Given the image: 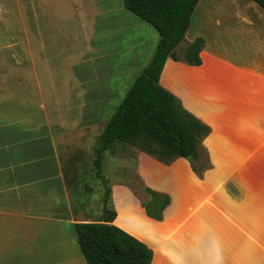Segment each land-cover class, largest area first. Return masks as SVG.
<instances>
[{
	"label": "crops",
	"instance_id": "obj_1",
	"mask_svg": "<svg viewBox=\"0 0 264 264\" xmlns=\"http://www.w3.org/2000/svg\"><path fill=\"white\" fill-rule=\"evenodd\" d=\"M240 1L236 16L249 28L230 32L247 44L231 47L236 61L213 54L225 30L198 24L212 42L201 66L168 60L160 78L210 129L212 170L201 181L182 161H141L143 181L170 199L161 222L124 188L112 192L113 225L149 247L151 264H264V11ZM6 3L22 13V38L13 37V10L0 0V264H85L74 226L97 221L73 216L62 135L101 121L149 63L158 35L122 0ZM213 15L206 21L225 24L223 13ZM196 32L186 46L202 38Z\"/></svg>",
	"mask_w": 264,
	"mask_h": 264
},
{
	"label": "trees",
	"instance_id": "obj_2",
	"mask_svg": "<svg viewBox=\"0 0 264 264\" xmlns=\"http://www.w3.org/2000/svg\"><path fill=\"white\" fill-rule=\"evenodd\" d=\"M264 11V0H251ZM199 0H122L125 11L150 25L158 41L149 63L123 96L105 123L93 149L95 178L102 183L100 221L77 223V243L85 264H151L152 251L141 241L113 225L115 212L110 208V188L103 175L104 155L116 146L132 145L140 152L168 165L177 159L195 162L208 136V127L186 111L160 84L168 60L190 67L202 64L204 40L196 38L179 54L192 14ZM155 194V202L145 207L146 216L161 221L168 206L166 195Z\"/></svg>",
	"mask_w": 264,
	"mask_h": 264
},
{
	"label": "rangeland",
	"instance_id": "obj_3",
	"mask_svg": "<svg viewBox=\"0 0 264 264\" xmlns=\"http://www.w3.org/2000/svg\"><path fill=\"white\" fill-rule=\"evenodd\" d=\"M203 1H206L205 6H202L203 2H201V6L198 7L196 6L197 9L195 8L196 11L194 10L195 13L193 15V19L191 18V22H190V28H189L190 34L187 35L188 32L186 33L185 40L178 47L177 51L179 52V54H181L182 50L186 47V42L188 41V39L192 35H194V32H196L194 29L196 25L203 24L204 27L201 28V30L205 32H210V29L208 28V26L210 25L216 28L217 30H221V31L225 30L226 32V33H222L221 34L222 36L220 38L213 39V40H217L218 42L217 44L213 45L218 47V49L215 50V52L217 53H213V54H218L227 61L228 60L236 61V59H233L232 56L236 57L237 54L236 53L234 54V49H232L231 47L240 46L241 48L243 47V49L246 51V46H245L246 40L244 37H241L240 35L237 36L235 35V37L234 36L230 37L229 36L230 32L231 30L236 32L238 30H242V28L246 30L247 28H249L246 24L241 22L239 17L236 16L237 12L240 13L239 5L241 4L240 3L241 1L240 0L239 1L238 0H203ZM6 2L7 0H2V3L4 4L5 7L8 6L9 9L13 10L12 13L8 15L9 18H11V21L15 24V29L12 28L13 37L21 41L22 13L21 11H19L17 4L12 5L10 3L7 4ZM18 3L21 9L23 0H18ZM208 11H210L212 15L215 12L223 13V16L226 20L225 24L218 22L221 21L220 19H216L217 21L208 19L206 21L205 14ZM0 16L3 17L7 15L5 14ZM191 23L193 24L192 27H191ZM227 32H229V34ZM196 33L197 36L203 38L205 44L203 50H206L208 48L206 47L207 41L209 45L212 44L210 37L206 33H205L206 37L202 36L201 35L202 33H200L199 31H197ZM50 49H52V47ZM244 55L246 56V53ZM177 64L186 65L182 62H177ZM37 65L39 67V57H37ZM140 73H138V75L134 77V79H130V81L135 80ZM174 97L180 102V100L176 96ZM120 98L121 97H117L113 99L110 109L105 112L103 118L101 117V121L92 124L91 128H89L90 127L89 126L80 129L78 131L79 134L76 137L67 136V135H72V133H64L62 135L63 139L65 138V140L63 142H60V148L62 151V158L64 163L65 179L68 189L70 190L71 193L72 213L76 220L87 219L91 221H99L101 219L102 198L104 194V188L102 186V183L98 181L94 176L95 170L92 165L93 149L98 136L103 130V126L105 122L104 120L105 119L108 120L112 116L114 110L119 104L118 102H120L119 101ZM180 104L182 106L181 102ZM208 130L210 134V129L208 128ZM90 138H92V141L91 143L89 141L90 144L86 146V141ZM204 141L201 145V148L199 149V156L197 161L191 162V160L177 159L168 165L161 164L155 158L140 152L136 147L132 145L116 146V148L113 151H110L106 155H104L103 170H102L107 185L111 190L110 208L115 212L113 199H112L113 190H116V193H118L119 189L124 188L135 200L136 204L140 207V209L144 211V214H145V207H148L155 202L154 195L155 194L160 195L159 193L161 192L155 191L149 186H147V184L143 181L140 175L139 172L140 164L143 159H149L156 165L164 168H169L176 162L182 161L188 168L191 169L195 177L198 180L202 181L205 175L212 170L209 156L204 147ZM169 203H170V199H169ZM166 208L162 211V219Z\"/></svg>",
	"mask_w": 264,
	"mask_h": 264
},
{
	"label": "water",
	"instance_id": "obj_4",
	"mask_svg": "<svg viewBox=\"0 0 264 264\" xmlns=\"http://www.w3.org/2000/svg\"><path fill=\"white\" fill-rule=\"evenodd\" d=\"M190 159H191L190 157L187 158V160H190ZM145 245H146V244H145ZM146 246H147V245H146ZM147 247H148V246H147ZM148 248H149V247H148ZM152 259H153V256H152ZM151 262H152V261H151Z\"/></svg>",
	"mask_w": 264,
	"mask_h": 264
}]
</instances>
